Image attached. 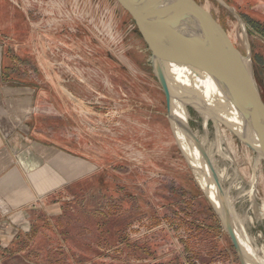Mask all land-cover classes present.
<instances>
[{
  "label": "rangeland",
  "instance_id": "rangeland-1",
  "mask_svg": "<svg viewBox=\"0 0 264 264\" xmlns=\"http://www.w3.org/2000/svg\"><path fill=\"white\" fill-rule=\"evenodd\" d=\"M193 1L250 60L264 103V22L254 1L221 0L226 7L217 0ZM8 4L24 17L3 33V41L34 43L37 69L23 57L20 73L32 72L40 88L36 108L55 119L65 110L66 151L81 164V177L58 198L65 203L61 216L72 255L51 257V263L241 264L221 211L207 199L176 140L150 52L118 1ZM38 71L48 79L40 80ZM176 111L211 162L246 256L249 251L264 261V161L256 163L257 156L234 136L230 148L224 128L201 113L186 107V117ZM189 150L197 154L191 144Z\"/></svg>",
  "mask_w": 264,
  "mask_h": 264
},
{
  "label": "crops",
  "instance_id": "crops-1",
  "mask_svg": "<svg viewBox=\"0 0 264 264\" xmlns=\"http://www.w3.org/2000/svg\"><path fill=\"white\" fill-rule=\"evenodd\" d=\"M253 1L264 22V0ZM19 16L24 14L0 0V264H57L49 258L73 251L66 248L65 203L58 198L81 177V164L66 151L65 110L55 119L36 108L40 88L32 72L20 73L23 57L37 69L34 43L3 41Z\"/></svg>",
  "mask_w": 264,
  "mask_h": 264
},
{
  "label": "water",
  "instance_id": "water-1",
  "mask_svg": "<svg viewBox=\"0 0 264 264\" xmlns=\"http://www.w3.org/2000/svg\"><path fill=\"white\" fill-rule=\"evenodd\" d=\"M117 1L135 23L150 52L152 72L164 95L167 116L174 134L175 128L181 126L211 174L220 205L214 204L204 190L205 195L221 211L223 224L240 263L246 264L217 175L209 158L191 131L185 127L186 121L183 123L176 116L174 107L179 102L183 107L201 113L206 116V120L222 126L259 160L264 161V103L253 79L250 60L240 54L220 25L193 0ZM217 1L225 6L221 0ZM175 69L189 71L195 78L207 79L213 87L215 103L225 109V113L239 117L242 129L223 118V113L216 106H210L203 99L198 100L192 94L196 93L194 89H179L175 83Z\"/></svg>",
  "mask_w": 264,
  "mask_h": 264
},
{
  "label": "bare ground",
  "instance_id": "bare-ground-1",
  "mask_svg": "<svg viewBox=\"0 0 264 264\" xmlns=\"http://www.w3.org/2000/svg\"><path fill=\"white\" fill-rule=\"evenodd\" d=\"M240 24L239 25L241 27V33H242V36L245 38V35H246V32H245V27L243 25V23L240 21ZM237 33V32H236ZM238 36V35H236ZM247 36V35H246ZM228 38L230 39L232 45L235 47V44L233 42V40L231 39V37L228 35ZM238 39V38H237ZM238 41V40H237ZM237 44V43H236ZM246 47H247V43L245 44ZM244 45V46H245ZM237 49V48H236ZM238 50V49H237ZM239 51V50H238ZM240 52V51H239ZM241 54V53H240ZM242 55V54H241ZM175 72V76H176V79H175V83L177 85V87L179 89H182V87H185L188 91H191L192 89H194L196 91V93H192L194 94L195 97L199 99H203L205 100L210 106H216L219 110H220V113H223L221 114L223 116V118H226L232 125H235L238 129H242V122L241 120L239 119V117H237L235 114L233 113H230V114H227L225 113V109H222L221 107H218L219 104L215 103V99H214V95L215 93L213 92V87L211 85V83L207 80V79H200V78H195V76L193 74H191L189 71H184L182 69H175L174 70ZM179 91V90H178ZM180 93V92H179ZM179 107L181 108L183 111H184V114L185 116L187 117V113H186V108L183 107V105L179 102H176L175 103V107H174V112L177 116V111H176V108ZM178 117V116H177ZM205 119H206V116H204ZM204 120V119H203ZM204 123H206V120H204ZM213 126V125H212ZM215 128V126H214ZM216 129V128H215ZM214 129V130H215ZM221 131L223 132L224 134V139L227 141L228 145L230 146V148L232 147V135L229 134L227 131H225L224 129L220 128ZM218 131V129H217ZM219 134V132H218ZM222 134V135H223ZM193 135V134H192ZM220 135H218L219 137ZM175 137L180 145V147L182 148V150L184 151V153L188 156V159H190V164L191 166L193 167L194 169V172L196 174V177L201 185V187L203 188V190L206 191V193L208 194V196L211 198V200H213L214 204H216L217 206H219V200H218V194H217V189L215 188V186L213 185V182H211V174L209 173L208 171V168L207 166L205 165V163L203 162L202 160V157L200 155V153L198 152V150L192 145V143L190 142L189 138L186 136L185 132L181 131L180 129H176L175 128ZM217 137V138H218ZM220 138V137H219ZM202 139V138H201ZM234 139V138H233ZM203 140V139H202ZM206 140V139H205ZM204 140V141H205ZM222 140V139H220ZM203 141V143H204ZM217 142V141H216ZM220 142V141H219ZM210 143V142H209ZM189 144H191V146L197 151V154L194 155L190 152L189 150ZM201 145V144H200ZM209 146L212 145V142L210 144H208ZM202 146V145H201ZM206 146V145H205ZM226 147V146H225ZM203 149V148H202ZM206 149H208V146H206ZM218 151V153H221L220 152V147L218 145H216V149ZM233 150V149H232ZM206 152V150H205ZM214 152V151H213ZM216 152V151H215ZM234 152V151H233ZM232 152V153H233ZM236 152V151H235ZM248 152V150H247ZM246 152V154H247ZM212 153V152H210ZM242 154V152H240ZM244 153V152H243ZM217 154V153H216ZM236 154V153H235ZM208 155V153H207ZM213 155V154H212ZM211 155V156H212ZM242 155H245V154H242ZM233 156V155H232ZM218 158V157H217ZM216 158V159H217ZM222 158V157H221ZM236 158V157H235ZM234 158V159H235ZM213 159V158H212ZM248 160H250L249 158H247ZM246 159V161H247ZM218 160V159H217ZM213 161V160H212ZM233 161V160H232ZM260 160L259 158L257 157L256 158V163H258ZM230 162V161H229ZM214 163V162H213ZM249 163V162H248ZM215 164V163H214ZM221 165V164H220ZM234 165V163H233ZM255 165V164H254ZM228 166V165H227ZM202 168V169H201ZM229 169V168H228ZM205 171V173L203 172ZM243 173V172H242ZM226 175V174H225ZM232 175V174H231ZM219 177V176H218ZM224 177V176H223ZM232 179V177H231ZM253 180V178H252ZM207 181L209 182V186H207ZM229 182V181H228ZM252 183V182H251ZM253 187V186H252ZM255 188V187H253ZM246 190V189H245ZM249 191V190H248ZM252 191V190H251ZM250 191V192H251ZM248 192V193H250ZM248 196V195H247ZM251 197V196H250ZM257 197V196H256ZM254 200V199H253ZM252 204V202H251ZM250 204V205H251ZM257 207V206H256ZM262 214H264V203L262 204ZM262 217V215H261ZM237 235V238H238V241L241 245V248L245 254V251L242 247V243H241V240L238 236V234L236 233ZM264 253V252H263ZM245 257H246V264H251L250 262L247 261V257L251 260L254 259L258 264H264V261H261L259 260V258L257 259V257L255 255H253L251 252L248 251V254L246 256L245 254ZM262 259V258H261ZM252 261V260H251Z\"/></svg>",
  "mask_w": 264,
  "mask_h": 264
},
{
  "label": "trees",
  "instance_id": "trees-1",
  "mask_svg": "<svg viewBox=\"0 0 264 264\" xmlns=\"http://www.w3.org/2000/svg\"><path fill=\"white\" fill-rule=\"evenodd\" d=\"M127 13V12H126ZM128 14V13H127ZM129 15V14H128ZM130 17V16H129ZM134 23V22H133ZM136 27V26H135ZM137 29V28H136ZM137 32H138V30H137ZM138 34H139V36H140V33L138 32ZM140 38H141V36H140ZM142 39V38H141ZM143 41V40H142ZM144 43V42H143ZM146 46V45H145Z\"/></svg>",
  "mask_w": 264,
  "mask_h": 264
}]
</instances>
